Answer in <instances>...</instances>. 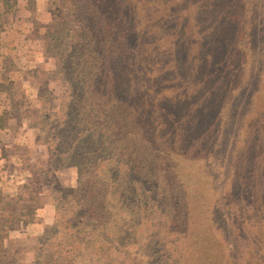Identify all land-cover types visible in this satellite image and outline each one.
<instances>
[{
    "label": "rangeland",
    "instance_id": "374dc122",
    "mask_svg": "<svg viewBox=\"0 0 264 264\" xmlns=\"http://www.w3.org/2000/svg\"><path fill=\"white\" fill-rule=\"evenodd\" d=\"M117 2L116 18L142 17L156 55L145 68V114L134 117L139 127H128L141 136L121 145L116 135L117 143L95 157L111 173L109 207L89 222L78 207L82 193L73 192L78 169L65 159L63 140L97 133L99 124L82 108L83 89L72 97L53 73L61 47L47 45L50 26L69 40L62 29L75 22L73 2L35 0L31 10L22 0L5 12L0 0V50L14 53L8 59L14 70L0 78V109L16 106L8 131H0V156H7L0 158V190L16 195L28 183L38 199L34 222L7 238L13 264H35L52 226L69 249L67 234L80 230V219L91 224L82 229L86 241L92 237L90 248L69 249L63 263L264 264V0H105ZM235 38L243 43L241 68L223 63V49ZM124 115L110 114L113 133ZM67 120L77 132L59 135ZM51 253L60 257L57 245Z\"/></svg>",
    "mask_w": 264,
    "mask_h": 264
},
{
    "label": "trees",
    "instance_id": "16d2710c",
    "mask_svg": "<svg viewBox=\"0 0 264 264\" xmlns=\"http://www.w3.org/2000/svg\"><path fill=\"white\" fill-rule=\"evenodd\" d=\"M1 1L5 7V12L18 9L19 0ZM67 2H73L72 9L75 12V22L72 23L71 28L62 29V32L68 31L69 40L65 42L66 39L60 31H53L52 26H50L51 31L47 34L50 40H47V45L49 47H61L59 53H64V55L54 54L57 66L53 73L62 77L72 97H74L72 93L76 87L83 89L82 108L85 109V114H89L90 117L96 114L91 123L99 124L100 131L97 133L80 138L78 131L79 133H71L63 140L67 144L65 159L74 160L70 165L78 169V184L73 192L75 195L76 192L83 195L82 202L78 204L79 209L83 211L81 216H85V219L92 222L97 219V215L103 217L106 214L103 212L109 207L108 194L110 188L105 183L111 179V173L102 164L95 162V157L100 152L105 151V144L108 142L117 143L116 135L120 136L121 145L124 143L129 145V142L141 136L136 130L129 133L128 127H139L140 123L134 117L138 119V117L140 118L138 114H145V110L144 113L140 110L143 106V100L148 94L147 90L143 92V85L147 80L145 68L153 62L156 48H152L147 42L144 21H141L142 17L136 21L116 18L118 12H121L118 2L112 5L106 4L105 0H67ZM83 2H86L85 6H83ZM28 4L29 8L34 10L35 0H28ZM131 9L135 10V7L132 6ZM57 10L58 16L62 17V5H59ZM136 10L138 11V9ZM89 13L92 17L87 20L86 16ZM60 23L62 24V22ZM135 29H138L139 32ZM221 37L223 36L220 31L215 40H220ZM65 44H68L66 49L63 48ZM242 45L241 38H239V42L236 38L232 42L231 40L228 41L223 49L225 50L223 63L226 64V67L236 65L241 68L244 57L240 50L243 48ZM145 51L148 53L147 58L144 56ZM37 71L36 68L31 72L36 73ZM40 73L45 72L41 70ZM29 74L30 71L26 73V75ZM181 79L184 77L181 76ZM79 103L80 97H78ZM62 104L68 108L71 102L62 99ZM15 107L14 104H11L2 110L0 109V131H8L6 120L9 116H14ZM37 110L48 114L45 107ZM110 114H125L122 117L118 116L125 122L119 124L117 128L119 133H113L112 127L116 128V124L109 119ZM60 124L65 127H61L58 131L59 135L61 132H69V130L77 132L76 123L67 120ZM129 136L132 138L129 139ZM113 137L114 139H112ZM83 138H87V140ZM65 153L60 152L59 154ZM61 161H63L62 158ZM45 170L43 169V174ZM49 173L51 171L47 170V174ZM155 175L158 174L155 173ZM28 188V183L19 185V192L16 195L6 194L0 190V264H13L15 261L16 252L12 246L7 244V238L11 231L17 229L18 225L24 226L34 222L36 218L37 207L35 202L38 199L35 197L36 192L34 190L29 191ZM89 222L80 219V222L75 226H81L80 230L74 229L67 234L72 240L69 248L71 251L90 248L92 237L89 236L90 239L86 241L85 230H82L91 226ZM49 228L53 231L52 236L43 242L47 249L38 256L35 264H71V262H62L64 259L62 254H65L64 257H67L66 254L70 255L69 249L61 244L62 230L57 225ZM56 245L60 257L54 258V254H50V247Z\"/></svg>",
    "mask_w": 264,
    "mask_h": 264
},
{
    "label": "crops",
    "instance_id": "0c3cea01",
    "mask_svg": "<svg viewBox=\"0 0 264 264\" xmlns=\"http://www.w3.org/2000/svg\"><path fill=\"white\" fill-rule=\"evenodd\" d=\"M19 1H22V0H19ZM11 23H12V21H11ZM13 30L14 29L12 28V25L9 23V27H8L7 31H9L11 33V32H14ZM11 56L14 57V53L7 54V53H4L3 50H0V78L5 75L7 70L8 71L9 70H14V69H11L10 66H8L9 65V60L8 59L11 58ZM0 158L1 159H5V158H7V156H5V157L4 156H0Z\"/></svg>",
    "mask_w": 264,
    "mask_h": 264
}]
</instances>
